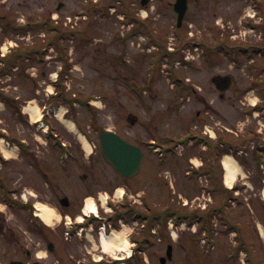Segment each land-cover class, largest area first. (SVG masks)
Returning a JSON list of instances; mask_svg holds the SVG:
<instances>
[{
    "label": "rangeland",
    "instance_id": "obj_1",
    "mask_svg": "<svg viewBox=\"0 0 264 264\" xmlns=\"http://www.w3.org/2000/svg\"><path fill=\"white\" fill-rule=\"evenodd\" d=\"M60 1L64 6L57 13L56 8ZM84 1L0 0V47L11 41L19 45L12 52L0 56V133L3 135L1 138L9 142L7 147L0 142V152L8 162L7 169L4 166L0 174L11 186L16 182V187L19 186L22 190L21 194L29 192L38 196L33 198L27 194L29 201L57 207L58 210L54 211L57 216L66 213L77 217L81 213L85 198H96L107 193L114 194L116 199L118 190L124 189V202L113 203L114 208L119 206L122 211L124 208L134 207L139 214L153 216L149 223L144 222L147 228L145 230L141 227V220L134 222L131 219L113 227V232L125 238L127 247L132 245V241L127 240L130 234H133L131 237L138 238L146 235L153 240L152 247L147 246L142 251L143 254L133 256L134 264H160L158 258L165 256L168 244H173L174 249L172 259L165 264H228L226 255L231 245L229 236L225 234L228 231L220 233L215 230L214 221L209 222L211 224H199L196 233L185 227H178V230L175 229L177 235L173 238L168 225L162 223L165 220H158L154 216L165 215L168 209L188 212V208L192 207L200 211L204 201L209 198L205 191L209 187L214 188L212 208L217 210L221 199L230 193L228 189L234 188L235 195L238 194L239 200H243L240 201V211L245 201L249 213L254 215L253 220L252 217L245 218L249 217L247 210H242L245 216L242 218L240 212L231 209L229 205L223 206L226 211L224 215L236 227L239 234L237 240H241L246 246L245 250L253 253L256 263L262 262L259 256L264 255V239H260L256 223L261 230V223L264 225V213L261 216L264 198L260 196V191L264 182V168L261 169L257 164L264 160V151L257 154L253 146L264 144V90L259 93L257 89H251L244 96H232L227 91L224 97H219L218 94L208 95L205 89L200 94L211 102V110H207L203 102L196 100L195 95L190 96L183 88L174 87L173 81L168 82L163 67L172 58L167 60L168 56L163 57L160 48L150 47L151 52H148L139 46V42L131 41L130 30L126 26L123 28L118 17L126 12L128 22L131 0H123V3L121 1L112 15L106 9L109 4L116 3V0ZM94 7L98 10L94 11ZM84 14L85 19L82 17ZM24 25L25 27H20ZM54 26L58 30H54ZM71 30L74 33H70ZM173 43L171 47L177 49L176 42ZM38 47L45 48L42 61L39 60L40 55L36 54L40 50ZM158 54L165 59L161 57L162 61H157L155 58ZM154 61L157 62V70L151 78V84L147 73L150 72L149 63L153 64ZM175 64L178 65V62ZM216 64L218 73L229 70L228 66L231 65L220 60ZM57 72L61 74L57 89L61 92L65 86L70 102L60 100L55 110L63 107L67 111H63V118L77 123V131H82L92 146L93 151L88 158L83 157L77 134L70 132L55 114L51 113L50 117L42 116V106L52 103L51 97L57 93L52 79ZM254 72L246 69L240 82L249 86L248 83L256 77ZM175 74L179 78L191 79L198 87L201 85L202 88H208L210 85L208 79L192 75L183 68L176 70ZM134 83L140 90L143 86H151L146 94H141L142 98L139 96L140 100L136 104L132 94ZM237 98L244 105L238 103ZM251 101L261 104V113L256 116H250ZM232 102H235V106ZM27 107L37 109L39 117L34 119L33 113L25 109ZM130 114L138 118L137 126L132 127L127 122ZM247 123L251 124L250 128L261 132L253 131L255 134H250L246 139ZM47 125L73 151L74 158L66 161L65 169L56 164L59 147L52 149L45 138ZM103 129L112 130L127 142L141 148L144 157L137 175L131 178L122 177L104 160L98 147L99 133ZM194 129L206 139L208 135L204 131L209 130L215 135L214 142L234 141L244 151L241 155L231 153L236 157L231 156L237 165V174L230 184L225 180L226 171L224 165L222 166L225 156L221 158L223 150H204L195 145L178 148L182 143L174 141L173 138L185 141L186 137L183 135ZM153 139L159 140L163 149H169L154 152L152 148L140 143L142 140ZM18 140L24 144V151L17 145ZM46 154L50 157L44 159ZM219 157L220 166L214 165V160ZM34 158H41L39 160L44 164L45 173L50 179L49 185H44L43 178L34 169ZM190 163H203L204 166L200 169L204 167L213 171L211 184L210 180L207 183L195 175L188 179L185 172L191 168ZM18 167H23L24 170ZM17 178H21L19 182ZM48 190L52 193L49 199ZM56 195L58 198L67 197L72 209H61L56 202ZM199 206L201 207L198 208ZM1 207L11 217V212L4 206ZM217 212L224 218L221 216L222 210ZM58 218L59 216L53 217L50 224L57 225ZM60 226L62 234L66 233L63 222ZM220 227L218 221L216 228ZM97 232L94 227L93 232L81 231V240L78 235L72 236L70 244L74 257L83 259L88 255L85 246L91 245L88 247L91 249L92 245H99ZM85 233L89 239L93 235L94 244L87 241L83 236ZM66 236L67 234L64 235ZM213 242L215 244L212 249ZM92 251L97 256L103 255L99 249ZM112 253L107 252L109 255H113Z\"/></svg>",
    "mask_w": 264,
    "mask_h": 264
},
{
    "label": "flooded vegetation",
    "instance_id": "obj_2",
    "mask_svg": "<svg viewBox=\"0 0 264 264\" xmlns=\"http://www.w3.org/2000/svg\"><path fill=\"white\" fill-rule=\"evenodd\" d=\"M61 3L63 7L64 3ZM129 13L131 41L139 42V46L148 52L153 42H160L159 50L163 51V57L168 56L167 60L172 58L163 67L168 82L175 80L174 87L183 88L190 96L195 95L196 100L203 102L207 110H211V102L200 94L205 89L208 95L218 94L219 97L224 96L223 89L225 92L230 91L232 96H244L251 89H257L259 93L264 90V44H261L264 42V0H131ZM173 42H176L177 49L171 47ZM218 60L231 63L229 70L218 73ZM179 68L208 79L209 87H198L191 79L179 78L175 74ZM248 68L257 73L254 72L256 77L248 83L249 86L240 82ZM149 69L147 76L151 83L157 70L156 62L149 63ZM133 85L132 94L136 104L140 100L139 96L146 94L151 86H143L140 90L137 84ZM237 99L238 103L244 105ZM235 102H232L233 106ZM138 122L135 117L132 127L137 126ZM12 185L0 175V264H121L123 257L106 255L100 245H92L91 249H88L91 245L85 246L88 255L80 258L81 261L74 257L70 243L79 229L93 232L95 227L96 232L100 225L110 229L120 226V220L128 222L132 218L130 211L124 212L122 219L121 207L112 206V213L108 216L101 219L86 218L83 224L75 223L70 227V238H64L60 225L65 215L60 217L57 225L43 222L34 212L33 201H22V190L15 186L16 182ZM47 194L49 199L52 193ZM55 198L58 204L64 203L57 195ZM1 206L11 212V217ZM61 209L71 210L69 201ZM69 218L74 217L69 215ZM143 221L149 223L146 216ZM87 235L85 233L83 236L94 244L93 235L91 239ZM133 247L134 254H143L141 245ZM98 249L103 255L92 253V250ZM259 257L262 262L256 263L257 259L250 254L242 255V249L236 244V247L230 248L227 260L228 264H264V255ZM124 264H132V261L127 260Z\"/></svg>",
    "mask_w": 264,
    "mask_h": 264
},
{
    "label": "bare ground",
    "instance_id": "obj_3",
    "mask_svg": "<svg viewBox=\"0 0 264 264\" xmlns=\"http://www.w3.org/2000/svg\"><path fill=\"white\" fill-rule=\"evenodd\" d=\"M251 102L254 103V101H251ZM25 109L33 113L32 117L34 119L39 117L37 109H32L31 107H27ZM62 112H63L62 109L57 111L58 119L65 125V127L70 132L76 133L74 124L71 121L64 119L62 117ZM78 139L82 143V146H83V149L85 150L86 155L90 156V154L93 151L91 144H89V142L82 135L78 134ZM223 165L226 171L225 180L227 184H230L236 177L237 165L234 159L229 155L224 156ZM121 192H122V189H119L117 193L120 194ZM263 194H264V189H263ZM86 202H87V206H89V208H91V211L94 212L95 208L91 204V199L88 198ZM35 208H36L37 216H39L45 223H50L53 217L57 216L56 214H54V211L51 207L45 204H42L40 202L35 203ZM172 235L176 237L175 232L172 233ZM127 245L128 243L125 240V238H123L122 235H117L115 232H112L111 234L104 236L100 241L101 249L106 253L113 251V250L128 252L129 250H128Z\"/></svg>",
    "mask_w": 264,
    "mask_h": 264
},
{
    "label": "water",
    "instance_id": "obj_4",
    "mask_svg": "<svg viewBox=\"0 0 264 264\" xmlns=\"http://www.w3.org/2000/svg\"><path fill=\"white\" fill-rule=\"evenodd\" d=\"M128 121L132 123L131 117ZM99 147L104 159L114 170L125 177L136 175L142 162V152L136 146L129 144L113 131L103 130L99 135ZM167 257L171 258V247H168ZM165 259H161L163 264Z\"/></svg>",
    "mask_w": 264,
    "mask_h": 264
},
{
    "label": "trees",
    "instance_id": "obj_5",
    "mask_svg": "<svg viewBox=\"0 0 264 264\" xmlns=\"http://www.w3.org/2000/svg\"><path fill=\"white\" fill-rule=\"evenodd\" d=\"M208 215H205V218H207Z\"/></svg>",
    "mask_w": 264,
    "mask_h": 264
}]
</instances>
